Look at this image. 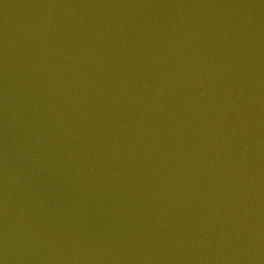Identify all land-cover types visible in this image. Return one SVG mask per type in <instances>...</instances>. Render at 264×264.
I'll use <instances>...</instances> for the list:
<instances>
[{
	"label": "water",
	"instance_id": "water-1",
	"mask_svg": "<svg viewBox=\"0 0 264 264\" xmlns=\"http://www.w3.org/2000/svg\"><path fill=\"white\" fill-rule=\"evenodd\" d=\"M0 264H264V0H0Z\"/></svg>",
	"mask_w": 264,
	"mask_h": 264
}]
</instances>
